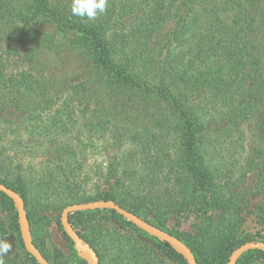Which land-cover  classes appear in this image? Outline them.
Returning <instances> with one entry per match:
<instances>
[{
  "label": "trees",
  "instance_id": "16d2710c",
  "mask_svg": "<svg viewBox=\"0 0 264 264\" xmlns=\"http://www.w3.org/2000/svg\"><path fill=\"white\" fill-rule=\"evenodd\" d=\"M33 2L32 18L0 20V127L32 139L49 166L30 181L0 163V183L22 197L33 244L49 264H87L64 234L60 214L68 205L96 200L113 201L178 238L197 264H226L239 246L264 242V235L238 241L234 230L197 227L189 244L177 231L183 219L257 202L264 225V0H143L145 16H132L124 25L130 34L111 27L117 10L111 2L95 20L73 16L71 0ZM39 16L43 23L34 21ZM182 37L190 51L174 79L187 85L178 97L168 83L151 85L148 78L170 68L162 57L165 38L169 48ZM130 44L141 46L139 61L133 58L137 69L121 56ZM63 56L75 68L51 73L59 68L52 61ZM83 135L126 142L141 172L112 167L104 190L90 195L84 164L68 149ZM239 150L241 162L223 173V151ZM49 214L69 255L46 251L42 232ZM69 223L98 264H186L168 244L115 211L73 212ZM8 232L25 251L13 203L0 192V239ZM25 256L23 264H37L26 251ZM258 256L264 252L249 251L236 264Z\"/></svg>",
  "mask_w": 264,
  "mask_h": 264
},
{
  "label": "rangeland",
  "instance_id": "374dc122",
  "mask_svg": "<svg viewBox=\"0 0 264 264\" xmlns=\"http://www.w3.org/2000/svg\"><path fill=\"white\" fill-rule=\"evenodd\" d=\"M140 1L143 0H109L111 6L117 8L112 21L114 24H112L111 27H114L115 25L130 34V27L127 28L124 25L128 24V21H130L132 16H145L147 6L146 3L144 6L139 5ZM35 14V3L33 0H3V2L0 3V20L9 19L15 16L32 18ZM34 21L43 23L44 19L39 16L35 17ZM165 39L167 40L168 38ZM186 39L187 38L184 37L180 38L178 45H171L169 48L166 46V43H164L166 40L161 44V48H163L162 57H167L170 68L167 72L165 71L166 73L159 72L148 78L151 85H157L158 83H161V81L168 83L170 91L178 97L183 96V90L187 87V85L185 86V84H182L184 82H177L174 80L175 76L182 72L183 65L186 61L185 57L190 51V43ZM140 50L141 46H139V44H130L121 53L123 58H127V62L130 63L129 67H131V69H137V61H134L133 58L137 57L139 61ZM153 55L156 58H158L157 55H160L158 59H161V54L156 53ZM53 64L59 65V68H52V70H50L53 74L64 73L75 68L73 61L69 56L68 58L65 57V59L61 58L60 61H52L51 67ZM196 76L200 78L201 81L203 74L202 72H199ZM187 90L188 88H186V92ZM11 128L0 127V160L3 159L0 163L8 164L9 169L13 173L18 172L26 175L30 181H33L35 177L43 174V169H46L45 167L49 166V164L46 163V157H43L42 152H39V150L33 146L36 144L32 139L28 140L22 132H19L18 130L14 131ZM20 133L23 135V138L20 136ZM115 138L120 140L121 137ZM30 141L33 144L29 143ZM69 147L70 148L68 149H71L75 154L74 161L84 164L86 178L88 179L84 187L92 196H95L104 190V181L110 168L117 167L119 172H127L129 174H138L142 170L139 158L126 142L121 144L118 143L116 139H106V137L89 138L87 135H83L79 137L78 141H73ZM229 152L231 151L229 150ZM242 155L241 150L234 151L230 154L223 151L221 154L222 158L219 163V169L223 173L232 169L231 163L237 161L240 163ZM10 160L11 163L9 162ZM258 203L259 202L252 204L248 208L236 204L234 208L227 212H212L210 216L203 219H197L193 216L187 220L183 219L177 231L181 233L183 238L186 239L189 244H192V237L195 234L197 227H207L214 231L224 232L234 230L235 238L238 241L251 236L259 237L264 235V225L261 224L258 218L259 212L257 207H255ZM48 219L50 223L42 232V235H44L45 238L44 242L47 253L50 254L54 249H57L64 254L69 255L70 251L67 240L64 238L62 231L59 230L55 223V216L49 214ZM172 224L171 221L167 222V227L171 228ZM4 238L12 244V251L6 256L7 263L23 264L26 258V249L24 248V251L21 247L16 245L12 233L8 232ZM73 249L75 250L74 246ZM159 257L164 258L161 253ZM94 260L97 262L95 254ZM166 262L167 264H176L167 259ZM249 264H264V256L255 257Z\"/></svg>",
  "mask_w": 264,
  "mask_h": 264
},
{
  "label": "water",
  "instance_id": "95a60500",
  "mask_svg": "<svg viewBox=\"0 0 264 264\" xmlns=\"http://www.w3.org/2000/svg\"><path fill=\"white\" fill-rule=\"evenodd\" d=\"M0 192L6 195L13 203L14 209L17 214L18 228L20 233L21 241L26 251L36 261L37 264H49V262L43 257L41 252L33 244L30 225L25 210V204L22 197L8 188L6 185L0 183ZM112 210L117 214L121 215L126 221L136 226L141 231L145 232L151 237L158 239L168 244L176 253L181 255L185 260L186 264H197V261L191 251V249L180 241L178 238L170 235L169 233L155 227L151 223L147 222L138 215L127 211L126 209L118 206L113 201L96 200L85 203H75L65 207L60 214V225L64 234L72 242L77 255L83 259L87 264H97L94 260V252L90 247H87L81 241L77 232L73 229L69 223V215L73 212L78 211H89V210ZM249 251H263L264 242L257 241L252 243H246L236 248L228 257L226 264H236L239 258Z\"/></svg>",
  "mask_w": 264,
  "mask_h": 264
},
{
  "label": "clouds",
  "instance_id": "9594fccd",
  "mask_svg": "<svg viewBox=\"0 0 264 264\" xmlns=\"http://www.w3.org/2000/svg\"><path fill=\"white\" fill-rule=\"evenodd\" d=\"M109 0H71V13L81 19L95 20L108 8ZM12 251V244L6 238L0 239V264H5V257Z\"/></svg>",
  "mask_w": 264,
  "mask_h": 264
}]
</instances>
